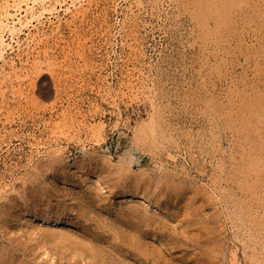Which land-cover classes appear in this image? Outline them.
<instances>
[{
	"label": "rangeland",
	"instance_id": "374dc122",
	"mask_svg": "<svg viewBox=\"0 0 264 264\" xmlns=\"http://www.w3.org/2000/svg\"><path fill=\"white\" fill-rule=\"evenodd\" d=\"M8 1L13 3L12 0H0V7L2 8H0V16L5 6L2 4ZM42 1L43 3L29 0L31 9L28 8L26 2L22 6L23 8L13 7V15L5 21H8L9 26H13L14 29L8 26L6 30L5 26L2 25V28L0 25V32L5 37L6 44L0 45L2 55H0V185L4 186L0 188V202L8 199L9 194L12 195L10 196L12 198L7 200L8 203L5 201V204H0V206L3 204L0 207L3 213L6 210L12 214L5 213L3 215L0 212L2 217H0V227L5 226L4 230L9 228L10 231L8 233V230L5 232L1 228L0 236L4 233L11 236L8 235L10 237L8 239L5 234L0 237V264L2 262V264H11V261L14 262L13 264H29V261L33 264H98V262L99 264H127V262L129 264L134 262H137L134 264H197L198 262L199 264L202 260L205 261L200 264H207V258L213 255L214 259L210 258L209 264H248L247 261L250 260L249 264H257L258 262V264H263L264 0ZM46 6L50 9L44 10L47 8ZM35 13L36 15H34ZM13 20L15 22L17 20L16 24L15 22L12 23ZM4 74L6 79H3ZM138 138L141 141H139L140 139L137 141ZM130 155L132 156L130 157ZM127 161H131V165H129L130 163H128V167L127 164L126 166H124L125 164L122 165ZM31 165L32 167L35 165V168H32ZM38 166L41 170L37 168ZM34 170L36 174H30ZM118 170L121 172L117 173ZM123 170L126 175L123 174ZM136 171L141 172L140 175ZM172 171L178 176L174 174L172 177L170 174ZM127 174H130L129 178ZM133 174L135 177H138L136 175L139 177L145 175L144 177L141 176L140 179L138 177L137 180L133 178ZM32 175L35 179L31 178ZM100 175L101 178H99ZM132 178L136 182L141 180V183L136 184L133 180L131 181ZM142 178L147 181L149 179L150 183L143 181ZM163 178L166 185L162 180ZM16 179L20 182V187L17 188L14 186V184L19 185ZM28 179L31 180V184ZM177 181L180 184L183 183L185 187L190 186V189L184 188L183 184H181L183 187L179 185L184 189L182 190L180 187L179 189V185H176ZM116 182H119V185ZM125 182L132 183L128 184L129 187L134 185L127 188ZM142 183L149 186L151 191ZM159 183L162 188H160ZM21 184L32 187L27 189L26 185ZM114 184L117 188L111 190L115 186ZM155 184L159 187L157 190L155 188L156 191L152 190ZM122 185L127 190L121 187ZM38 186L39 188L36 189ZM119 186L123 190L119 189ZM166 186L169 187V190ZM133 187L141 194H143L142 191L146 192V196L149 195L153 199L148 196L147 201L142 203L143 200L139 193V198L136 199L137 201L142 200L141 202L138 201L134 205L136 200L127 201L125 193L129 192L128 190H135ZM170 187L172 194H170ZM172 187L176 190L174 189V191ZM201 187L206 188V190ZM34 191L46 197L37 196ZM42 191L44 192L42 193ZM122 191L125 193L123 194ZM162 191H165L166 195ZM172 191L175 193L177 191V193ZM192 191H196V193L198 191L197 198L191 193ZM27 194L28 196H25ZM204 194L215 200L209 202L210 199L207 197L209 204H206ZM14 195H16V199ZM158 195L161 197H159L160 200L156 199ZM189 195L193 199L187 198ZM234 195L235 197H233ZM47 196H49V200ZM26 197H30L31 200L28 199L27 201ZM13 198L16 202L12 200ZM184 199H191L190 201L193 202L184 201ZM10 200L16 205L13 206L14 204L9 202ZM95 200L97 201L95 202ZM165 201L166 204H164ZM236 201H239L238 204ZM32 202L34 205H31ZM51 202H53V207H50ZM130 203L131 206L133 203V208ZM145 203H147V207ZM8 204H13V210ZM35 204L40 205L39 207L42 206V209L36 207ZM152 206L154 207L152 208ZM8 207H11L13 212L10 209L7 210ZM56 207H59L60 210L59 208L56 210ZM15 208L16 211H14ZM83 208L88 210H86L88 216ZM79 210L83 211L80 212ZM132 210L134 214H132ZM195 210L197 216L194 218ZM216 210L220 213H217ZM50 211L54 213L52 214ZM57 213L60 214L57 216L58 219ZM94 214L98 216L96 219ZM146 214L147 216H145ZM202 214L206 215L201 216ZM130 215L135 218L137 216V218L129 217ZM84 216L88 218V221L84 219ZM212 216L214 218L217 216L218 221L215 219L216 223ZM105 217L110 218V221ZM152 217L155 219L153 220ZM197 217V222H194L193 220ZM113 219L116 224L113 223ZM165 219L172 222L167 224L169 222ZM221 219L222 222L220 223ZM136 220H140V222L142 220L144 223ZM148 220L150 221L148 222ZM207 222L211 225H207ZM100 223L109 226L107 225V228ZM155 223L160 224L156 225ZM195 223L200 226L198 227ZM114 224L117 226L114 227ZM163 224H167V227ZM145 225H149V228ZM150 225L152 226L150 227ZM217 225L218 227L215 228ZM95 226L97 227L95 228ZM99 226H103V229ZM131 226H133V230H137H135L137 233L131 230ZM41 227L48 236L49 233L56 235L58 230L56 232L55 230L60 227L59 232L68 231L69 234H65L63 239L72 235L73 240L70 239L71 237L68 239L70 241L75 240L78 244L63 240L65 243L69 242L64 244L61 237L55 238L60 236L61 232L56 236L50 234L51 240H47L49 237L47 234L45 235L47 238L43 236L45 233L43 230L40 232ZM53 227H56L55 230ZM153 227L156 231L153 230ZM207 227L210 229L209 231ZM34 228H38L36 230L39 234ZM46 228H53V230L48 232ZM198 228L201 229L199 230L201 233L198 232ZM218 228L220 230L217 231ZM90 229H95L93 230L94 233ZM117 229L121 234L116 231ZM143 229L145 230L143 231ZM190 229L196 234L198 232V234L191 236L192 238L187 237L192 234ZM33 230L35 231L34 234L37 233V237H35L36 242L39 243H35L37 245L34 244L35 240H31L34 239ZM112 230L118 233V236ZM87 231L91 234L89 235ZM167 231L169 235H167ZM203 231L211 233L212 236L209 233L206 234V238L209 237L207 240ZM244 231L246 232L244 233ZM82 232L83 234H81ZM126 233L129 235L127 239H132L126 240ZM94 234H98V237ZM109 234L110 239L113 238L110 241L108 239ZM124 234L126 236L122 237ZM133 234H138V236L135 235L136 237L141 236L142 241L134 237L136 243ZM143 234H146V237ZM165 234L166 236H163ZM173 234L176 236L172 237ZM200 234H203L205 241ZM119 235L123 239L118 240ZM41 236L45 238V242ZM115 236H117L116 240ZM12 237L17 240L15 241ZM79 237H84L85 241L91 238L93 243L88 240L86 243L93 247V250L85 244L82 238L83 244L80 243ZM99 237H101V241ZM231 237L234 238L230 239ZM2 238L3 242L6 243L1 241ZM145 238L147 239L145 240ZM176 238L177 240L173 242ZM216 238H219L218 241ZM223 238H226L224 243ZM150 239L152 240L148 242L147 240ZM194 239H198V241L196 242ZM164 240L168 241L165 242ZM19 241L24 242L25 245ZM111 241L115 247L110 245ZM124 241H127V245ZM219 241L225 244V248L222 244L219 245L223 247L218 246L220 249L217 247ZM50 242H55L52 243L53 247ZM138 242H145L143 243L144 247L146 245L149 252L146 251L142 243L139 245ZM198 242L202 243L203 248ZM205 242H208L210 246L207 245L212 248L208 247V249ZM40 244L43 246L48 244L49 246L43 248ZM94 244L97 248L93 246ZM3 245L5 246L3 247ZM85 245L87 249L84 247ZM118 245L119 248L116 247ZM188 245L191 247L188 248ZM41 247L42 250H46L44 255H42L44 251H41ZM47 247H49L48 250L50 249L49 252L52 254L55 252L56 255L47 252ZM159 247H162L161 250ZM195 248L200 249V252H197ZM2 249H6V251ZM7 249L11 253L15 251L17 253H12L11 256L13 257L8 256L10 253L7 252ZM62 250L66 251H63V255H61ZM137 250L140 252L138 253ZM202 250L206 252L203 253ZM254 250L259 251L255 252ZM171 251L177 252V256ZM214 251L217 255L213 254ZM125 252L127 253L125 254ZM195 252L197 253L195 254ZM211 252L213 255L210 256ZM19 253L22 255L19 256ZM69 253L74 261L70 256H67ZM156 253L159 254L156 255ZM74 254L76 259L73 258ZM205 254L208 255L207 260L203 259ZM192 255L194 256L191 257ZM198 255H201V258ZM16 256L22 258L23 262L20 259L18 261ZM197 257L202 260L200 261ZM233 257L236 258L233 259ZM79 258L82 259L78 260ZM111 258L113 259L110 260ZM128 258L132 261H129ZM194 258L198 261L196 262ZM245 258L248 259L245 260ZM123 261L124 263H120Z\"/></svg>",
	"mask_w": 264,
	"mask_h": 264
},
{
	"label": "bare ground",
	"instance_id": "6f19581e",
	"mask_svg": "<svg viewBox=\"0 0 264 264\" xmlns=\"http://www.w3.org/2000/svg\"><path fill=\"white\" fill-rule=\"evenodd\" d=\"M4 1H5V0H4ZM28 1H29V0H12L13 3H10L9 1H8L7 3L4 2V4H2V5H5V6H4V8H3V10H2L3 12L1 13V16H0V23H1L0 25H1V27H2V25H3V26L6 27V30H7L8 26H9V22H8V21L6 22L5 20H7V18H9L10 16L13 15V13H12V8H13V7H15V8H21V7L23 6V4L26 2L27 5H28V8L31 9L32 7H31V5L29 4ZM32 1H34V2L41 1V2L43 3L42 0H32ZM1 2H2V1H1ZM1 2H0V3H1ZM5 3H6V4H5ZM42 3H41V4H42ZM32 4H33V3H32ZM38 4H40V3H38ZM25 5H26V4H25ZM2 7H3V6H2ZM34 7H35V6H34ZM46 7H47V6H46ZM49 7H51V6H49ZM0 8H1V7H0ZM22 8H23V7H22ZM24 8H26V7H24ZM1 9H2V8H1ZM1 9H0V10H1ZM29 9H28V10H29ZM34 9H35V8H34ZM46 9H50V8H48V7H47V8H44V10H46ZM26 10H27V9H26ZM13 12H14V11H13ZM26 12H27V11H26ZM32 12H33V11H32ZM16 13H17V12H16ZM29 13H30V12H29ZM39 13H40V12H39ZM14 14H15V13H14ZM34 15H36V13H35ZM32 16H33V15H32ZM14 18H15V17H14ZM10 20H11V18H10ZM14 22H15V20H13L12 23H14ZM16 22H17V20H16ZM16 22H15V24H16ZM20 22H21V21H20ZM12 23H11V24H12ZM22 24H23V23H22ZM5 27H4V28H5ZM9 27L12 28L13 26L10 25ZM2 28H3V27H2ZM2 28H1V29H2ZM10 28H9V29H10ZM16 28H17V27H16ZM12 29H14V28H12ZM3 32H4V31H3ZM4 38H5V37H4L3 34H1V32H0V45H6V44H5V39H4ZM1 50H2V48H1ZM0 52H1V51H0ZM2 52H3V51H2ZM0 55H1V53H0ZM1 56H2V55H1ZM36 73H37V72H36ZM38 73H39V72H38ZM36 75H38V74H36ZM17 78H18V77H17ZM1 79H2V78H1ZM3 79H6L5 74H4V78H3ZM1 82H2V81H1ZM2 83H3V82H2ZM0 86H1V83H0ZM140 138H141V135H140ZM140 138H138L137 141H138ZM154 140H155V139H154ZM139 141H141V139H140ZM138 143L140 144V142H138ZM135 144H136V142H135ZM141 147H143V146H141ZM133 152H134V151H133ZM104 156H105V155H104ZM131 156H132V155H130V157H131ZM133 157H134V155H133ZM133 157H132V158H133ZM5 160H6V159H5ZM5 160H4V161H5ZM54 160H55V159H54ZM130 162H131V161H130ZM130 162L127 161L126 163H122V165L125 164L124 166H126V164H127V167H128V163H130ZM136 162H137V161H136ZM131 163H132V162H131ZM131 163H130L129 165H131ZM5 164H6V163H5ZM28 164H29V163H28ZM6 165H7V164H6ZM36 165H37V164H36ZM38 165H39V164H38ZM122 165H121V166H122ZM159 165H160V164H159ZM31 167H32V165H31ZM129 167H131V166H129ZM157 167H159V166H157ZM32 168H35V165H34ZM32 168H31V169H32ZM37 168H38L39 170H41V168H39V166H38ZM159 168H160V167H159ZM162 168H163V167H162ZM81 169H82V167H81ZM84 169H86V168H84ZM117 169H119V168H117ZM131 169H133V168H131ZM154 169H155V168H154ZM184 169H185V168H184ZM35 170H37V169H35ZM35 170H34V172H32V173H30V174H33V173L36 174ZM87 170H88V169H87ZM136 170H137V169H136ZM167 170H168V169H167ZM27 171H28V170H27ZM29 171H30V170H29ZM37 171H38V170H37ZM83 171H84V170H83ZM130 171H131V170H130ZM134 171H135V170H134ZM140 171H141V170H140ZM142 171H143V169H142ZM154 171H155V170H154ZM41 172H42V171H41ZM41 172H40V173H41ZM80 172H81V171H80ZM120 172H121V171H120ZM120 172H119V170L117 171V173H120ZM124 172H125V171L123 170V174H124ZM131 172H132V171H131ZM138 172H139V171H138ZM138 172L136 171L137 174H138ZM146 172H147V171H146ZM170 172H171V170H170ZM170 172H168V173H170ZM174 172H175V171H174ZM89 173H90V172H89ZM133 173H134V172H133ZM140 173H141V172H139V175H140ZM144 173H145V172H144ZM187 173H188V172H187ZM28 174H29V173H28ZM37 174H38V176H39V173H37ZM86 174H87V173H86ZM121 174H122V173H121ZM121 174H119L120 177H121ZM142 174H143V173H142ZM170 174H171V176L173 177L175 173L173 174V171H172V173H170ZM172 174H173V175H172ZM26 175H27V174H26ZM64 175H65V173H64ZM108 175H109V174H108ZM124 175H126V173H125ZM127 175H128V174H127ZM129 175H130V174H129ZM129 175H128V178H129ZM131 175H132V173H131ZM133 175H134V174H133ZM139 175H136V176L139 177ZM144 175H145V174H144ZM144 175H143V176L141 175V176L144 177ZM164 175H165V177H166V173H165ZM20 176H21V175H20ZM36 176H37V175H36ZM38 176H37V177H38ZM41 176H42V175H41ZM41 176H40V177H41ZM65 176H66V175H65ZM141 176H140V177H141ZM175 176H178V175L175 174ZM32 177H33V178H32ZM60 177H61V176H60ZM98 177H99V176H98ZM120 177H119V178H120ZM122 177H123V175H122ZM138 177H135V175L133 176V178H136V179H137ZM140 177H139V179H140ZM169 177H170V176H169ZM22 178H24V177H22ZM31 178H32V179H35L34 175H32ZM31 178H30V179H31ZM99 178H101V175H100ZM133 178L131 179V181L133 180L134 182H136V180H134ZM174 178H175V177H174ZM174 178H173V179H174ZM5 179H6V178H5ZM17 179L20 180L19 178H17ZM17 179H16V182H18ZM38 179H39V178H38ZM38 179H37V180H38ZM151 179H152V178H151ZM170 179H171V178H170ZM21 180H22V179H21ZM21 180H20V181H21ZM24 180H25V179H24ZM28 180H29V179H28ZM64 180L66 181V178H65ZM99 180H100V179H99ZM122 180H123V179H122ZM125 180H126V179H125ZM128 180H129V179H128ZM137 180H138V179H137ZM142 180H143V181L145 180L146 182H149V183H150L149 179H148V181H147L146 179L142 178ZM162 180L164 181V178H163ZM165 180H166V179H165ZM167 180H168V178H167ZM176 180H177V179H176ZM213 180H214V179H213ZM29 181H30V184H31V180H29ZM54 181H55V180H54ZM104 181H106V180H104ZM109 181H110V180H109ZM140 181H141V180H140ZM140 181H139V182H140ZM143 181H142V182H143ZM159 181H160V180H159ZM172 181H173V180H172ZM37 182H38V181H37ZM45 182H46V181H45ZM55 182H56V181H55ZM120 182H121V180H120ZM137 182H138V181H137ZM137 182H136V184H139V182H138V183H137ZM146 182H145V183H146ZM166 182H167L168 184H171V183H169L168 181H166ZM174 182H175V181H174ZM179 182H180V177H179ZM182 182H183V181H182ZM3 183H4V182H3ZM18 183H19V185H18V184H16V185L14 184V186H16V188H17V187H20V182H18ZM21 183H22V182H21ZM26 183H27V182H26ZM66 183H67V182H66ZM103 183H104V182H103ZM105 183H106V182H105ZM116 183H118V185H119V182H116ZM121 183H122V182H121ZM125 183H126V182H125ZM130 183H131V182H130ZM130 183H129V182L126 183V184H127V185H126L127 188L129 187L128 184H130ZM140 183H141V182H140ZM145 183H144V184L142 183L143 186L146 187V188H148V190H150V187L147 186V185L145 186ZM157 183H158V181H157ZM160 183H161V182H160ZM160 183H159V186H160ZM164 183H165V181H164ZM175 183H176V182H175ZM7 184H8V183H7ZM33 184H34V183H33ZM44 184H45V183H44ZM44 184H43V185H44ZM47 184H48V183H47ZM47 184H46V185H47ZM122 184H123V183H122ZM131 184H132V183H131ZM147 184H148V183H147ZM179 184H180V183H178V181H177V184H176V185L178 186ZM181 184H183V183H181ZM181 184H180V185H181ZM190 184H191V183H190ZM190 184H189V185H190ZM2 185H3V184H2ZM21 185H23V186L26 185V187H27V184H21ZM28 185H29V184H28ZM48 185H49V184H48ZM50 185H51V184H50ZM103 185H104V184H103ZM109 185H112V184L109 183ZM114 185H115V184H114ZM133 185H134V184H133ZM133 185H131V186H133ZM165 185H166V183H165ZM165 185H164V186H165ZM172 185H173V184H172ZM172 185H171V186H172ZM180 185L178 186V188L180 187ZM185 185H187V184H185ZM0 186H1V185H0ZM5 186H6V185H5ZM23 186H22V187H23ZM36 186H37V185H36ZM131 186H130V187H131ZM138 186H141V185H138ZM138 186H137V187H138ZM143 186H142V187H143ZM156 186H157V187H156ZM181 186H182V185H181ZM183 186H184V184H183ZM183 186H182V187H183ZM198 186H199V185H198ZM202 186H204V185H202ZM3 187H4V186H3ZM3 187L1 186L0 188H3ZM26 187H24V189H26ZM28 187L30 188V187H32V186H28ZM28 187H27V189H28ZM34 187H35V186H33V188H34ZM41 187H42V186H41ZM45 187H46V186H45ZM55 187H56V185H55ZM57 187H59V186H57ZM103 187H104V186H103ZM105 187H106V186H105ZM108 187H109V186H108ZM115 187H116V185L113 186V188H112L111 190H114ZM121 187H123V185H122ZM130 187H129V188H130ZM142 187H141V189H142ZM166 187H168V186H166ZM166 187H165V188H166ZM173 187H174V185H173ZM173 187H172V189L174 190L175 188H173ZM182 187H180V188H182ZM193 187H194V186H193ZM207 187H208V186H207ZM209 187H210V186H209ZM37 188H39V186L36 187V189H37ZM48 188H49V187H48ZM116 188H117V187H116ZM123 188H124V187H123ZM133 188H134V187H133ZM138 188H139V187H138ZM155 188H156V190L159 189V187H158L157 184H155V186H154V188H152V190L154 189V191H156ZM160 188H162V187L160 186ZM180 188H179V189H180ZM184 188H189V189H190V186H189V187H185V186H184ZM184 188H182V190H183ZM195 188H196V187H195ZM201 188H202V187H201ZM217 188H219V187H217ZM4 189H5V188H4ZM34 189H35V188H34ZM44 189L46 190V188H44ZM109 189H110V188H109ZM119 189H122V188H120V186H119ZM124 189H126V188H124ZM131 189H132V188H131ZM134 189H135V188H134ZM139 189H140V188H139ZM167 189L169 190V187H168ZM167 189H166V190H167ZM197 189H198V188H197ZM202 189H203V190H206V188L204 189V187H203ZM202 189H201V190H202ZM208 189H209V188H208ZM11 190H12V189H11ZM41 190H42V189H41ZM41 190H39V191H41ZM45 190H44V191H45ZM52 190H53V189H52ZM58 190H59V189H58ZM116 190H118V189H116ZM122 190H123V189H122ZM126 190H127V189H126ZM135 190H136V189H135ZM135 190H131V191L128 190L129 192H126V193L124 192V193H125V196L127 197V201H132V202H133L134 200H136V201H135L136 203H134V205H136L138 201L141 202V201L143 200L142 203H143L144 201H147V198H148L149 195L146 196V192L142 191L143 194H141V192H137V190H136V191H135ZM175 190H176V189H175ZM175 190H174V191H175ZM182 190H180V191H182ZM195 190H196V189H195ZM216 190H217V189H216ZM2 191H3V189H2ZM5 191H6V190H5ZM25 191H26V190H25ZM29 191H32V190L29 189ZM37 191H38V190H37ZM44 191H42V193H43ZM118 191H119V190H118ZM118 191H117V192H118ZM120 191H121V190H120ZM150 191H151V190H150ZM154 191H153V192H154ZM174 191H172V192L175 193ZM212 191H213V190H212ZM26 192H27V191H26ZM34 192L37 193L36 191H34ZM159 192H161V191H159ZM162 192L164 193L165 191H162ZM182 192H184V191H182ZM24 193H25V192H24ZM40 193H41V192H40ZM45 193H46V192H45ZM86 193H87V192H86ZM119 193H120V192H119ZM119 193H118V195H119ZM122 193H123V191H122ZM124 193H123V194H124ZM139 193L141 194V198H142V200L139 199V200L137 201L136 198L140 195ZM176 193H177V191H176ZM176 193H175V194H176ZM191 193H193V195H194L196 198H197L196 195L199 194L198 191H197V193H196V191H194V192L192 191ZM191 193H188V194H191ZM220 193H221V192H220ZM232 193H233V192H232ZM12 194H13V193H12ZM25 194H26V193H25ZM28 194H29V193H28ZM28 194L25 195V196H28ZM31 194H32V193H31ZM46 194H47V193H46ZM123 194H122V195H123ZM158 194H159V193H158ZM170 194H172V193H171V187H170ZM206 194H207V193H206ZM224 194H225V193H224ZM230 194H231V193H230ZM230 194H229V195H230ZM32 195H33V194H32ZM36 195H37V196H38V195L43 196L42 194H39V193H37ZM49 195H50V194H49ZM85 195H86V194H85ZM85 195H84V196H85ZM89 195H90V194H89ZM164 195H166V192L164 193ZM164 195H163V196H164ZM227 195H228V194H227ZM231 195H232V194H231ZM235 195H237V194H235ZM235 195H234L233 197H235ZM10 196H12V195L9 194V198H10ZM15 196H16V195H14V197H15ZM44 196H45V195H44ZM44 196H43V197H44ZM161 196H162V194H161ZM170 196H171V195H170ZM187 196H188V195H187ZM202 196H203V195H202ZM204 196H205V194H204ZM213 196H214V195H213ZM217 196H218V195H217ZM223 196H224V195H223ZM39 197H40V196H39ZM43 197H42V198H43ZM45 197H46V196H45ZM90 197H91V196H90ZM92 197H94V196L92 195ZM149 197H150V196H149ZM155 197H157V196L155 195ZM159 197H160V195H158V198H156V199H159ZM190 197H191V196L189 195V197H187V198H190ZM207 197L210 199L209 202H210L211 200L213 201V199H214V198L211 199V197H209V196L206 195V196L204 197V198L206 199V202L208 201V200H207ZM219 197H220V196H219ZM9 198H8V199H9ZM11 198H12V197H11ZM11 198H10V199H11ZM18 198H21V197H18ZM31 198H32V197H31ZM35 198H37V197H35ZM47 198H48V200L50 199L49 196H47ZM47 198H46V199H47ZM95 198H96V196H95ZM95 198H94V199H95ZM138 198H139V197H138ZM150 198H152V197H150ZM160 198H161V197H160ZM166 198H167V197H166ZM181 198H182V197H181ZM191 198H192V197H191ZM0 199H1V198H0ZM8 199L6 198L5 201H7ZM15 199H16V197H15ZM15 199L13 198L12 200H14V201L16 202ZM26 199H27V201H28V199H30V197H29V198L26 197ZM46 199H45V200H46ZM94 199H92V200L94 201ZM152 199H153V198H152ZM154 199H155V198H154ZM156 199H155V200H156ZM178 199H179V198H178ZM192 199H193V198H192ZM201 199L203 200V198H201ZM218 199H219V198H218ZM224 199H225V197H224ZM227 199H229V198H227ZM19 200H20V199H19ZM30 200H31V199H30ZM40 200H41V199H40ZM51 200H52V197H51ZM155 200H153V201H154V203L156 204ZM159 200H160V199H159ZM159 200H158V201H159ZM180 200H181V199H180ZM182 200H183V198H182ZM185 200H186V199H184V201H185ZM190 200H191V199L186 200V201H190ZM195 200H196V199H195ZM214 200H215V199H214ZM216 200H217V199H216ZM234 200H235V198H234ZM0 201H1V200H0ZM2 201H3V200H2ZM5 201L0 202V204H1V203L5 204V203H6ZM32 201H33V200H32ZM35 201H36V200H35ZM96 201H97V200H95V202H96ZM148 201H149V200H148ZM161 201H162V200H161ZM166 201H167V200H166ZM166 201L164 202V204H166ZM223 201H224V200H223ZM4 202H5V203H4ZM9 202H11V200H10ZM17 202H18V201H17ZM19 202H22V201H19ZM33 202H34V201H33ZM33 202H32V203H33ZM41 202H42V201H41ZM46 202H47V201H46ZM46 202H45V203H46ZM151 202H152V201H151ZM190 202H193V201H190ZM203 202L206 203L205 201H203ZM219 202H220V201H219ZM227 202L229 203L230 200L227 201ZM227 202H226V203H227ZM236 202H237V201H236ZM238 202H239V201H238ZM238 202H237V204H238ZM7 203H8V201H7ZM11 203H13V202H11ZM22 203H23V202H22ZM28 203H29V202H28ZM32 203H31V205H34V203H33V204H32ZM52 203H53V202H51L50 207H53V206H52ZM162 203H163V202H162ZM162 203H161V204H162ZM204 203H203V204H204ZM216 203H217V202H216ZM222 203H223V202H222ZM224 203H225V202H224ZM242 203H243V202H242ZM3 204H2V205H3ZM13 204H14V205H13ZM13 204H12L13 206L16 205L15 203H13ZM25 204H26V202H25ZM25 204H24V205H25ZM38 204H39V203H38ZM46 204H48V202H47ZM139 204H140V203H139ZM139 204H138V205H139ZM145 204H146V205H145ZM145 204H144V205L147 207V203H145ZM157 204H158V203H157ZM161 204H160V205H161ZM201 204H202V202H201ZM206 204H209V203L207 202ZM206 204H204V205H206ZM211 204H212V203H211ZM217 204H218V203H217ZM2 205H1V206H2ZM8 205H9V204H8ZM10 205H11V204H10ZM10 205H9V206H10ZM12 205H11V207H12V210H13V206H12ZM21 205H22V204H21ZM27 205H28V204H27ZM35 205H36V204H35ZM41 205H42V204H41ZM44 205H45V204H44ZM55 205H56V204H55ZM55 205H54V206H55ZM78 205H79V204H78ZM162 205H163V204H162ZM169 205H170V204H169ZM187 205H188V203H187ZM192 205H193V203H192ZM218 205H219V204H218ZM229 205H230V204H229ZM1 206H0V207H1ZM4 206H7V205H4ZM4 206H3V207H4ZM39 206H40V205H39ZM39 206L36 205V207H38V208H41V207H42V206H41V207H39ZM71 206H72V205H71ZM130 206H131V203H130ZM132 206H133V203H132ZM132 206H131V207H132ZM155 206H156V205H155ZM158 206H159V205H158ZM188 206H189V205H188ZM193 206H194V205H193ZM193 206H192V207H193ZM207 206H208V205H207ZM207 206H205V207H207ZM11 207H10V208H11ZM16 207L19 208V206H16ZM22 207H23V205H22ZM31 207H32V206H31ZM36 207H35V208H36ZM69 207H70V206H69ZM72 207H73V206H72ZM76 207H77V206H76ZM79 207H81V206H79ZM82 207H83V205H82ZM153 207H154V206H152V208H153ZM156 207H157V206H156ZM162 207H163V206H162ZM162 207H161V208H162ZM194 207H195V206H194ZM216 207H217V206H216ZM10 208L8 207L7 210L10 209ZM43 208H44V207H43ZM57 208H59V207H56V210H57ZM70 208H71V207H70ZM77 208H78V207H77ZM89 208H90V207H89ZM132 208H133V207H132ZM135 208H136V207H135ZM188 208H189V207H188ZM201 208H202V205H201ZM225 208H226V207H225ZM233 208H234V207H233ZM235 208H236V206H235ZM3 209H4V208H3ZM5 209H6V207H5ZM21 209H22V208H21ZM24 209H25V208H24ZM36 209H37V208H36ZM36 209H35V210H36ZM41 209H42V208H41ZM54 209H55V208H54ZM74 209H75V207H74ZM78 209H79V208H78ZM80 209H81V208H80ZM83 209H84V211L87 213L88 210L86 209V210H87V211H86L85 208H83ZM90 209H91V208H90ZM122 209H123V208H122ZM168 209H169V208H168ZM189 209H190V208H189ZM202 209H203V208H202ZM10 210H11V209H10ZM10 210H9V211H10ZM12 210H11V211H12ZM19 210H20V209H19ZM22 210H23V209H22ZM27 210H28V209H27ZM59 210H60V208H59ZM116 210H117V209H116ZM133 210H134V209H133ZM133 210H132V211H133ZM136 210H137V208H136ZM184 210H186V209L184 208ZM3 211H4V210H3ZM14 211H16V208H15ZM77 211H78V210H77ZM79 211H80V210H79ZM82 211H83V210H81L80 212H82ZM117 211H119V210H117ZM132 211H131V212H132ZM190 211H191V210H190ZM190 211H189V212H190ZM200 211H201V210H200ZM234 211H235V209H234ZM0 212L3 213V212L1 211V208H0ZM12 212H13V211H12ZM17 212H18V211H17ZM25 212H26V211H25ZM32 212H34V211H32ZM50 212H51V211H50ZM50 212H49V213H50ZM58 212H59V211H58ZM85 212H83V213H85ZM119 212H120V211H119ZM123 212H124V210H123ZM136 212H138V211H136ZM136 212H135V213H136ZM194 212H195V214H196V210H195ZM194 212H193V213H194ZM216 212L218 213L219 211L216 210ZM216 212H215V215H217ZM227 212H228V211H227ZM236 212H237V211H236ZM5 213H9V212H7V211L5 210V212L3 213V215H4ZM15 213H16V212H15ZM19 213L21 214V211H20ZM22 213H23V212H22ZM26 213H27V212H26ZM34 213H36V212H34ZM47 213H48V212H47ZM51 213L53 214L54 212H51ZM51 213H50V214H51ZM89 213H91V212H89ZM114 213H116V212H114ZM121 213H122V212H121ZM121 213H120V214H121ZM126 213H127V212H126ZM146 213H147V211H146ZM187 213H188V211H187ZM198 213H199V212H198ZM201 213H202V212H201ZM205 213H206V212H205ZM219 213H220V212H219ZM249 213H250V211H249ZM129 214H130V213H129ZM132 214H134V211L132 212ZM132 214H131V215H132ZM149 214H150V213H149ZM184 214H186V213H184ZM195 214H193V217H194V216H195V217L197 216V214H196V215H195ZM203 214H204V213H203ZM203 214H202L201 216H205V215H206V214H205V215H203ZM213 214H214V212H213ZM229 214H231V213L229 212ZM238 214H239V213H238ZM252 214H253V212H252ZM8 215H12L11 212H10ZM13 215H14V214H13ZM17 215H18V214H17ZM27 215H28V214H27ZM59 215H60V214H59ZM59 215H58V213H57L56 217L59 216ZM77 215H78V214H77ZM94 215H96V217L94 216V218L96 219L98 216H97V214H94ZM131 215H130L129 217H134V216H131ZM135 215H136V214H135ZM140 215H141V214H140ZM150 215H151V214H150ZM190 215H191V214L189 213V216H190ZM215 215H213V216H215ZM218 215H219V214H218ZM234 215H235V214H234ZM5 216H6V215H5ZM18 216H19V215H18ZM23 216H25V215H23ZM34 216H35V215H34ZM81 216H82V215H81ZM85 216H86V215H85ZM85 216H84V219H86V220L88 221V218H87V217L85 218ZM87 216H88V213H87ZM92 216H93V215H92ZM121 216H122V215H121ZM121 216H119V217H121ZM124 216H125V215H124ZM124 216H123V217H124ZM137 216H138V214H137ZM137 216H136V218H137ZM143 216H144V215H143ZM143 216H141V217H143ZM145 216H147V214H146ZM145 216H144V217H145ZM176 216H177V215H176ZM186 216H187V215H186ZM201 216H200V217H201ZM213 216H212V218H214ZM249 216H250V215H249ZM0 217H1V216H0ZM6 217H7V216H6ZM19 217H22V216H19ZM70 217H72V216H70ZM70 217H69V218H70ZM76 217H77V216H76ZM141 217H138V218L142 219ZM154 217H155V216H154ZM178 217H179V216H178ZM178 217H177V219H179ZM181 217H182V216H181ZM184 217H185V215H184ZM184 217H183V218H184ZM195 217H194V218H195ZM200 217H199V219H200V220H203V219L200 218ZM209 217H210V216H209ZM216 217H217V216H216ZM216 217L213 219L214 222H215L216 220L218 221V218L216 219ZM218 217H219V216H218ZM257 217H258V215H257ZM259 217H260V216H259ZM1 218H2V217H1ZM7 218H8V217H7ZM22 218H23V217H22ZM25 218H26V216H25ZM25 218H24V219H25ZM46 218H47V217H46ZM48 218H50V217H48ZM79 218H80V217H79ZM81 218H83V217H81ZM92 218H93V217H92ZM94 218H93V219H94ZM105 218H106V217H105ZM105 218H104V219H105ZM117 218H118V217H117ZM126 218H127V217H126ZM134 218H135V217H134ZM136 218H135V219H136ZM175 218H176V217H175ZM191 218H192V217H191ZM203 218H206V217H203ZM212 218H211V221H212ZM219 218H220V217H219ZM232 218H233V217H232ZM238 218H240V217H238ZM248 218H249V217H248ZM262 218H263V217H262ZM3 219H4V218H3ZM3 219H2V220H3ZM18 219H20V218H18ZM57 219H58V217H57ZM70 219H71V218H70ZM72 219H74V218H72ZM75 219H76V218H75ZM95 219H94V220H95ZM102 219H103V218H102ZM106 219H109L108 221H110V218H106ZM144 219H145V218H143V220H144ZM148 219H149V216H148ZM152 219L154 220L155 218L152 217ZM177 219H176V220H177ZM181 219H182V218H181ZM192 219H193V218H192ZM208 219H209V218H208ZM215 219H216V220H215ZM0 220H1V219H0ZM20 220H21V219H20ZM66 220H67V219H66ZM89 220H90V218H89ZM97 220H98V219H97ZM97 220H96V222H98ZM118 220H119V219H118ZM145 220H146V219H145ZM150 220H151V219H150ZM150 220H148V222H149ZM165 220H166V219H165ZM171 220H172V219H171ZM176 220H175V221H176ZM188 220H189V218H188ZM197 220H198V217H197V219H195V220H193V221H194V222H195V221L197 222ZM200 220H199V222L201 223ZM234 220L236 221V219H234ZM256 220H257V219H256ZM256 220H255V221H256ZM3 221H4V220H3ZM78 221H79V220H78ZM108 221H107V222H108ZM136 221H137V220H136ZM146 221H147V220H146ZM157 221H158V220H157ZM157 221H156V222H157ZM161 221H163V220H161ZM161 221H160V223H161ZM166 221L169 222L168 219H167ZM173 221H174V220H173ZM203 221H204V220H203ZM217 221H216V222H217ZM219 221H220V220H219ZM1 222H2V221H1ZM6 222H7V221H6ZM22 222H23V221H22ZM65 222H66V221H65ZM67 222H68V221H67ZM69 222H71V221H69ZM80 222H81V220H80ZM117 222H118V221H117ZM137 222H140V220H138ZM153 222H154V221H153ZM153 222H151V223H153ZM171 222H172V221H171ZM171 222H169V223H167V224H170ZM194 222H193V223H194ZM204 222H205V221H204ZM204 222H203V224H204ZM214 222H213V223H214ZM216 222H215V223H216ZM221 222H222V219H221L220 223H221ZM63 223H64V222H63ZM72 223H73V222H72ZM75 223H77V222H75ZM82 223H83V222H82ZM89 223H90V222H89ZM109 223H110V222H109ZM113 223H115V222H114V219H113ZM118 223H119V222H118ZM120 223H121V222H120ZM120 223H119V224H120ZM124 223H125V222H124ZM124 223H123V224H124ZM128 223H129V222H128ZM140 223H142V220H141ZM143 223H144V222H143ZM143 223H142V224H143ZM160 223H159V224H160ZM163 223H164V222H163ZM165 223H166V222H165ZM242 223H243V222H242ZM258 223H259V221H258ZM263 223H264V221H263ZM3 224H4V222H3ZM3 224H2V225H3ZM78 224H80V223H78ZM83 224H84V223H83ZM93 224H94V223H93ZM100 224H101V223H100ZM115 224H116V223H115ZM115 224H114V227L117 226V225H115ZM119 224H118V225H119ZM121 224H122V223H121ZM142 224H141V225H142ZM145 224H146V222H145ZM149 224H150V223H149ZM155 224H156V223H155ZM157 224H158V223H157ZM157 224H156V225H157ZM159 224H158V225H159ZM167 224H163V225L166 226ZM187 224H188V226H189L188 221H187ZM190 224H191V223H190ZM195 224H196V223H195ZM201 224H202V223H201ZM205 224H206V223H205ZM208 224H210V223L207 222V225H208ZM217 224H218V223H217ZM234 224H235V222H234ZM246 224H247V223H246ZM260 224H261V220H260ZM72 225H73V224H72ZM74 225H75V224H74ZM89 225H90V224H89ZM101 225H103V224H101ZM107 225H108V224H107ZM107 225H106V226H107ZM111 225H112V223H111ZM136 225H137V224H136ZM138 225H140V224L138 223ZM172 225H173V224H172ZM181 225H182V224H181ZM196 225H197L198 227L200 226V225H198V224H196ZM210 225H211V224H210ZM210 225H209V226H210ZM226 225H227V224H226ZM230 225H231V224H230ZM243 225H244V224H243ZM252 225H253V224H252ZM6 226H7V225H6ZM59 226H60V224H59ZM78 226H79V225H78ZM97 226H98V225H97ZM97 226H95V228H96ZM103 226H105V225H103ZM103 226H102V227H103ZM106 226H105V227H106ZM108 226H109V225H108ZM108 226H107V228H108ZM124 226H125V225H124ZM128 226H129V225H128ZM134 226H135V224H134ZM145 226L148 227L149 225H148V226L145 225ZM151 226H152V225H150V227H151ZM153 226H154V225H153ZM160 226H161V225H160ZM160 226H159V227H160ZM201 226H202V225H201ZM257 226H258V228H259V225H257ZM4 227H5V226L0 227V230H1V228H2V231H3V230H4ZM9 227H10V226H9ZM68 227L70 228V226H68ZM68 227H67V228H68ZM72 227H73V226H72ZM83 227H85V226H83ZM86 227H87V226H86ZM86 227H85V228H86ZM89 227H90V226H89ZM91 227H92V226H91ZM102 227L99 226V228L103 229ZM110 227H111V226H110ZM110 227H109V229H110ZM112 227H113V226H112ZM114 227H113V228H114ZM120 227H121V226L119 225V228H120ZM135 227H136V226H135ZM143 227H144V225H143ZM157 227H158V226H157ZM166 227H167V226H166ZM173 227H174V225H173ZM189 227H190V226H189ZM189 227H188V228H189ZM191 227H193V226H191ZM213 227H214V226H213ZM217 227H218V225H217L215 228H217ZM41 228H42V227H41ZM41 228H40V229H41ZM53 228H54V230H55L56 227H53ZM53 228H51V229H47V228H46V230H47L48 232H51V230H53ZM73 228H74V227H73ZM80 228H82V227H80ZM85 228H84V229H85ZM99 228H98V229H99ZM107 228H106V230H107ZM128 228H130V227H128ZM131 228H132L131 230L135 232L136 229L133 230V229H134L133 226H131ZM138 228H139V227H138ZM148 228H149V227H148ZM154 228H155V227H153V230H154ZM160 228H161V227H160ZM162 228H164V227H162ZM168 228H170V227H168ZM186 228H187V227H186ZM194 228H195V225H194ZM201 228H202V227H201ZM203 228H204V227H203ZM210 228H211V227H210ZM221 228H222V227H221ZM236 228H237V227H236ZM251 228H252V226H251ZM260 228H261V227H260ZM6 229L8 230L9 228H6ZM34 229H35V228H34ZM36 229H38V228H36ZM36 229H35V231L37 232ZM59 229H60V227H59ZM59 229H56V230H55V232L58 230L57 234L61 232V231L59 232ZM65 229H66V228H65ZM70 229H71V228H70ZM76 229H77V228H76ZM78 229H79V228H78ZM88 229H89V228H88ZM101 229H99V230H101ZM104 229H105V228H104ZM120 229H121V228H120ZM120 229H119V231H121ZM126 229H127V227H126ZM140 229H142L141 226H140ZM164 229H165V228H164ZM172 229H174V228H172ZM172 229H170V230H172ZM176 229H177V228H176ZM195 229H196V228H195ZM195 229H194V230H195ZM204 229H206V228H204ZM207 229H208V231L210 230L208 227H207ZM223 229H224V228H223ZM256 229H257V228H256ZM261 229H262V228H261ZM7 230H6V231H7ZM10 230H11V228H10ZM42 230L44 231L43 228L41 229V231H40V230H39V231L42 232ZM49 230H50V231H49ZM67 230H68V229H67ZM80 230L82 231L83 229H80ZM85 230H86V229H85ZM90 230H91V229H90ZM93 230H95V229H93ZM93 230H91V232L94 233ZM110 230H111V229H110ZM110 230H108V231H110ZM122 230H123V228H122ZM128 230L130 231V229H128ZM138 230H139V229H138ZM144 230H145V229H143V231H144ZM146 230L148 231V229H146ZM149 230H150V229H149ZM151 230H152V229H151ZM182 230H183V229H182ZM182 230H181V231H182ZM199 230H201L200 228H198V232L201 233V231H199ZM202 230H203V229H202ZM214 230H215V229H214ZM216 230L218 231V230H220V229L218 228V229H216ZM221 230H222V229H221ZM4 231H5V230H4ZM6 231H5V232H6ZM35 231H34V230L32 231V232H33V238H34V239H31V237H30L31 240H35V237H37L36 234H37L38 232H37L36 234H34ZM62 231H63V230H62ZM73 231H74V229L72 230V233H73ZM75 231H76V230H75ZM96 231H97V230H96ZM112 231H113V230H112ZM116 231L118 232V229H117ZM129 231H125V232H129ZM136 231H137V230H136ZM139 231H140V230H139ZM141 231H142V230H141ZM154 231H156V230H154ZM158 231H159V230H158ZM160 231H161V230H160ZM178 231H179V229H178ZM184 231H186V230H184ZM184 231H182V232H184ZM189 231H192V232H190V233H192V234H194V235L190 234V235H188L187 237H189V236H190V237H191V236H196V235L198 234V232H197V234H196V232H193V230H191V229H190ZM208 231H207V232H208ZM9 232H10V231L8 230V233H9ZM65 232H66V233H65ZM69 232H70V231H69ZM77 232H79V231L77 230ZM87 232H88V231H87ZM87 232H86V234H87ZM98 232H99V231H98ZM105 232H106V231H105ZM113 232H115V231H113ZM113 232H111V233H113ZM134 232H132V233H134ZM148 232H149V231H148ZM152 232H153V231H152ZM163 232H164V230H163ZM163 232H162V234H163ZM167 232H168V231H167ZM172 232H173V231H172ZM186 232H187V231H186ZM203 232L205 233V231H203ZM219 232H220V231H219ZM245 232H246V231H244V233H245ZM251 232H252V231H251ZM263 232H264V231H263ZM30 233H31V232H29V234H30ZM44 233H45V234H44L43 236L45 237V235H46L47 233H46L45 231H44ZM53 233H54V232H53ZM62 233H64L63 236H61ZM75 233H76V232H75ZM95 233H96V232H95ZM118 233H119V232H118ZM118 233L115 232L116 235H117ZM135 233H137V232H135ZM178 233H179V232H178ZM178 233H177V235H178ZM208 233H209V232H208ZM208 233H205V234H204V237H205V238H206V236H207L206 234H208ZM214 233H215V232H214ZM216 233H218V232H216ZM225 233H226V232H225ZM258 233H260V232L258 231ZM2 234H3V233H2ZM4 234H5V236L7 237V239L11 237L9 234H8V235H9L10 237H8V235H7L6 233H4ZM4 234L1 235L0 237L4 236ZM38 234H39V233H38ZM40 234H41V233H40ZM42 234H43V233H42ZM50 234H51V236L53 235L52 233H49V236H50ZM57 234H56V235H57ZM65 234H68V231H63V232H61L60 236H57V237H55V238L58 239L59 237H61V238H62V241H63V240L66 241V240H69L68 237L70 238V237L72 236V235H71V236H67V237H65L66 239H65V238L63 239V237H64ZM70 234H71V233H70ZM78 234H79V233H78ZM81 234H83V232H82ZM84 234H85V233H84ZM88 234H89V232H88ZM90 234H91V233H90ZM90 234H89V235H90ZM98 234H99V233H98ZM98 234H97V235H98ZM100 234H102V233L100 232ZM100 234H99V235H100ZM106 234H107V233H106ZM115 234H114V235H115ZM119 234H121V233H119ZM129 234L131 235V233H129ZM139 234H140V233H139ZM149 234H150V233H149ZM153 234H154V233H153ZM153 234H151V235L153 236ZM160 234H161V233H160ZM166 234H167V233H166ZM166 234L163 235V236H166ZM184 234L187 235L188 233H184ZM209 234H211V233H209ZM221 234H223V233H221ZM31 235H32V233H31ZM31 235H30V236H31ZM34 235H35V236H34ZM56 235H53V236H56ZM58 235H59V234H58ZM68 235H69V234H68ZM92 235H93V234H92ZM94 235H96V234H94ZM97 235H96V236H97ZM102 235H103V234H102ZM126 235H127V233H126ZM126 235L124 234L122 237H124V236H126ZM135 235H136V234H133V239H134V237L138 236V234H137L136 236H135ZM143 235H144V234H143ZM147 235H148V234H147ZM157 235H158V234H157ZM167 235H169V232H168ZM200 235L202 236L203 234H200ZM200 235H199V236H200ZM205 235H206V236H205ZM255 235H256V232H255ZM260 235H261V234H260ZM260 235H259V236H260ZM39 236H40V235H39ZM43 236H41V237H43ZM47 236H48V234H47ZM49 236H48V237H49ZM65 236H66V235H65ZM76 236H77V234H76ZM78 236H80V234H79ZM83 236H84V235H83ZM104 236H105V235H104ZM107 236H108V235H107ZM111 236H112V235H111ZM117 236H118V235H117ZM117 236H115V237H116L115 240L117 239ZM128 236H129V235H127V237H125L126 240H130V239H132V238H130V237H132V236L129 237L130 239H127ZM144 236L146 237V234H145ZM148 236H149V235H148ZM175 236H176V235H175ZM175 236H174V234H173L172 237H175ZM181 236H182V235H181ZM181 236H180V237H181ZM199 236H198V238H200ZM211 236H212V234H211ZM211 236H210V237H211ZM222 236H223V235H222ZM244 236H245V235H244ZM247 236H248V235H247ZM257 236H258V235H257ZM263 236H264V234L262 235V237H263ZM6 237H5V238H6ZM41 237H40V238H41ZM44 237H43V238H44ZM90 237H91V236H90ZM93 237H94V236H93ZM93 237H92V238H93ZM97 237H98V236H97ZM101 237H102V236H101ZM101 237H99V239H100ZM112 237H114V236H112ZM122 237H120V235H119V239H118V240L123 239ZM140 237H141V236L136 237L135 239H137V238L140 239ZM142 237H143V236H142ZM160 237H161V236H160ZM160 237H159V238H160ZM169 237L172 239L171 236H169ZM204 237L202 236V239H203V240L205 239ZM216 237H217V236H216ZM223 237H224V236H223ZM228 237H229V236H228ZM249 237H250V235H249ZM254 237H255V236H254ZM262 237H261V238H262ZM19 238H20V237H19ZM45 238H47V237H45ZM45 238L43 239L44 242H45ZM50 238H51V237H49V239L47 238V240H51ZM79 238H80V237H79ZM81 238H82V237H81ZM81 238H80V240H81ZM83 238H84V237H83ZM83 238H82V239H83ZM125 238H124V239H125ZM152 238H153V237H152ZM166 238H168V237H166ZM166 238H165V239H166ZM191 238H192V237H191ZM194 238H195V237H194ZM196 238H197V237H196ZM207 238H209V237H207ZM207 238H206V239H207ZM226 238H227V237H226ZM226 238H223V239H224V240H223V243H224V241H225ZM232 238H234V237H231L230 239H232ZM237 238H238V237H237ZM246 238H247V237H246ZM0 239H1V238H0ZM12 239H15V238L12 237ZM12 239H11V242H12ZM70 239H72V237H71ZM84 239H85V238H84ZM84 239H83V241L85 242V244H87L88 241L92 242V241H91V238H89L90 240L86 238L88 241H87V240L85 241ZM93 239H94V238H93ZM102 239H103V238H102ZM108 239H109V241L113 239V238L110 239V234H109V238H108ZM135 239H134V241H135ZM146 239H147V238H145V240H146ZM161 239H162V241H163V238H161ZM171 239H170V240H171ZM206 239H205V240H206ZM216 239H217V241H218L219 238H216ZM221 239H222V238H221ZM230 239H228V240H230ZM244 239H245V238H244ZM16 240H17V239H15V241H16ZM18 240H19V239H18ZM21 240H22V239H21ZM43 240H41V241H43ZM60 240H61V239H60ZM72 240H73V239H72ZM72 240H71V241L69 240V241H70V242H73L74 244L77 243V242H75V240H74V241H72ZM115 240H114V241H115ZM137 240H138V239H137ZM145 240H144V241H145ZM151 240H152V239L147 240V241L150 242ZM170 240H169V241H170ZM172 240H173V239H172ZM176 240H177V238H176L173 242H175ZM187 240H188V238H187ZM194 240H195L196 242L198 241V239H194ZM200 240H201V239H200ZM205 240H204V241H205ZM207 240H208V239H207ZM212 240H214L213 237H212ZM212 240H211V241H212ZM247 240H248V239H247ZM256 240H257V239H256ZM1 241L3 242V238H2ZM9 241H10V239H9ZM13 241H14V240H13ZM15 241H14V243H15ZM36 241H37V240H35V242L33 241L34 244L37 243ZM52 241H53V240H52ZM64 241H63V242H64ZM83 241L81 240L80 243L83 244ZM93 241H94V240H93ZM100 241H101V239H100ZM107 241H108V240H107ZM114 241H113V242H114ZM121 241H122V240H121ZM132 241H133V240H132ZM140 241H142V239H140ZM147 241H146V242H147ZM155 241H156V239H155ZM164 241H165V240H164ZM167 241H168V240H167ZM167 241H165V242H167ZM178 241H179V240H178ZM201 241H202V240H201ZM209 241H210V239H209ZM211 241H210V242H211ZM241 241L243 242L242 239H241ZM19 242H20V241H19ZM86 242H87V243H86ZM116 242H117V241H116ZM116 242H115V243H116ZM122 242H123V241H122ZM122 242L119 241V243H122ZM126 242H127V241H124L125 244H126ZM135 242L137 243V241H135ZM135 242H134V243H135ZM190 242H191V241H190ZM238 242L240 243L239 240H238ZM246 242H247V241H246ZM246 242H244V243H246ZM3 243H6V242H3ZM16 243H17V242H16ZM20 243H23V244H24V242H22V241H21ZM20 243H18V244L20 245ZM40 243L43 244V242H40ZM47 243H48V241H47ZM50 243H51V242H50ZM52 243H53V242H52ZM52 243H51V244H52ZM54 243H55V242H54ZM54 243H53V244H54ZM57 243H59V242H57ZM67 243H69V242H67ZM67 243L64 242V244H67ZM80 243H79V244H80ZM92 243H93V242H92ZM95 243H96V242H95ZM100 243H101V242H100ZM115 243H114V244H115ZM128 243H129V241H128ZM139 243H142V242H138V244H139ZM143 243H145V242H143ZM143 243H142V245H143V247H144V244H143ZM157 243H158V242H157ZM161 243H162V242H161ZM180 243H181V242H180ZM180 243H179V244H180ZM186 243H187V242H186ZM192 243H193V242H192ZM198 243H199L200 245L202 244L201 242H198ZM205 243H206V246H207V248H208V247L210 246V244H209L208 242H205ZM212 243H213V241H212ZM215 243H216V242L214 241V244H215ZM223 243L220 242V241H219V243L217 242V244H218L217 247H218V246L223 247V246L225 245V244H223ZM1 244H2V243H1ZM8 244H9V242H8ZM10 244H11V243H10ZM12 244H13V243H12ZM18 244H16V245H18ZM23 244H22V245H23ZM37 244H39V243H37ZM37 244H35V245H37ZM42 244H40V246H43ZM53 244H52V247H53ZM62 244H63V243H62ZM77 244H78V243H77ZM77 244H76V246H77ZM82 244H81V246H83ZM90 244H91V243H90ZM104 244H105V243H104ZM111 244H112V241H111L110 245H111ZM116 244H117V243H116ZM129 244H130V243H129ZM129 244H128V245H129ZM147 244H148V243H147ZM152 244H153V242H152ZM152 244H150V245H152ZM163 244L166 245V243H163ZM169 244H170V243H169ZM171 244H172V243H171ZM179 244H178V245H179ZM207 244H209V246H208ZM214 244H213V248H214ZM219 244H222L223 246H222V245H219ZM242 244H243V243H242ZM252 244H253V243H252ZM263 244H264V243H263ZM19 245H18V246H19ZM24 245H25V244H24ZM24 245H23V246H24ZM58 245H59V244H58ZM71 245H72V244H71ZM71 245H70V246H71ZM88 245H89V244H87V246H88ZM96 245H97V243H96ZM96 245L94 244L93 246L95 247ZM98 245H99V244H98ZM105 245H106V244H105ZM112 245H113V244H112ZM126 245H127V244H126ZM136 245H137V244H136ZM136 245H135V246H136ZM139 245H141V244H139ZM154 245H155V244H154ZM154 245H153V246H154ZM167 245H168V244H167ZM167 245H166V246H167ZM173 245H174V244H173ZM182 245H183V244H182ZM184 245H185V244H184ZM193 245H195V244H193ZM197 245H198V244H197ZM204 245H205V244H204ZM215 245H216V244H215ZM234 245H235V244H234ZM246 245H247V244H246ZM0 246H1V245H0ZM4 246H5V245H3V247H4ZM7 246H8V245H7ZM10 246H11V248H12V245H10ZM14 246H15V244H14ZM23 246H22V247H23ZM26 246H27V245H26ZM26 246H25V247H26ZM46 246H49V245H48V244H47V245H44L43 248L46 247ZM50 246H51V245H50ZM61 246H62V245H61ZM67 246H68V245H67ZM79 246H80V245H79ZM87 246L85 245L84 247L86 248ZM89 246H90V245H89ZM133 246H134V245H133ZM157 246H159V244H157ZM160 246H161V245H160ZM168 246H169V245H168ZM175 246H176V245H175ZM198 246H199V245H198ZM201 246H202V245H201ZM206 246H205V247H206ZM251 246H252V245H251ZM253 246H254V245H253ZM255 246H256V245H255ZM20 247H21V246H20ZM25 247H24V248H25ZM32 247H33V246H32ZM55 247H56V245H55ZM64 247H65V245H64ZM71 247H72V246H71ZM90 247H91V246H90ZM106 247H107V245H106ZM110 247H111V246H110ZM113 247H115V246L113 245ZM116 247L119 248V245L116 246ZM130 247H131V246H130ZM130 247H129V248H130ZM137 247H138V246H137ZM143 247H142V250H143ZM180 247H181V246H180ZM180 247H179V248H180ZM185 247H186V246H185ZM190 247H191V245H190ZM190 247H189V245H188V248H190ZM195 247H196V246H195ZM205 247H204V248H205ZM220 247H218V248L220 249ZM237 247H238V246H237ZM237 247H235V248H237ZM245 247H246V246H245ZM11 248H10V249H11ZM14 248L17 249V247H14ZM26 248H27V247H26ZM48 248H49V247H47V252L50 251V249L48 250ZM50 248H51V247H50ZM68 248H69V246H68ZM77 248H78V247H77ZM88 248H89V247H88ZM91 248H92V250H93V247H91ZM91 248H90V249H91ZM95 248H97V246H96ZM95 248H94V250H95ZM98 248L100 249L99 246H98ZM103 248H104V247H103ZM121 248H122V247L120 246V249H121ZM132 248H133V247H132ZM144 248H146V251L148 250V252H149V249H147V246H146V245H145ZM148 248H150V247H148ZM153 248H154V247H153ZM157 248H158V247H157ZM157 248H155V249H157ZM159 248H160V247H159ZM161 248H162V247H161ZM161 248H160V250H161ZM163 248H164V247H163ZM183 248H184V247H183ZM193 248H194V247L192 246V249H193ZM199 248H200V247H199ZM202 248H203V246H202ZM209 248H212V247H209ZM209 248H208V249H209ZM224 248H225V246H224ZM230 248H231V247H230ZM233 248H234V247H233ZM246 248H247V247H246ZM250 248H251V247H250ZM253 248H254V247H253ZM18 249H19V248H18ZM21 249H22V248H21ZM31 249H32V248H31ZM31 249H30V251H31ZM35 249H36V247H35ZM38 249H39V245H38ZM53 249H54V248H53ZM57 249L59 250L60 248H57ZM62 249H63V248H62ZM75 249H76V248H75ZM78 249H80V248H78ZM86 249H87V248H86ZM90 249H89V250H90ZM99 249H98V250H99ZM126 249H127V247H126ZM130 249H131V248H130ZM134 249H135V248H134ZM140 249H141V248H140ZM150 249H152V248H150ZM168 249H169V248H168ZM174 249H175V248H174ZM195 249H196V248H195ZM208 249H207V250H208ZM222 249H223V248H222ZM226 249H227V247H226ZM226 249H225V251H226ZM254 249H256V248H254ZM257 249H258V248H257ZM2 250H3V249H2ZM7 250H8V249H7ZM13 250H14V249H13ZM36 250H37V249H36ZM39 250H40V249H39ZM51 250H52V249H51ZM60 250H61V249H60ZM81 250H83V249H81ZM109 250H110V249H109ZM109 250H108V252L112 251V250H110V251H109ZM124 250H125V249H124ZM138 250H139V249H138ZM138 250H137V252H138ZM153 250H154V249H153ZM153 250H152V251H153ZM160 250H159V251H160ZM169 250H171V249H169ZM193 250H194V249H193ZM196 250H197V252H198L200 249H199V250L196 249ZM232 250H233V249H232ZM232 250H231V251H232ZM234 250H235V249H234ZM248 250H249V249H248ZM0 251H1V248H0ZM3 251H6V249H4ZM9 251H10V250H8L7 252H9ZM11 251H12V250H11ZM41 251H44V250H42V247H41ZM45 251H46V250H45ZM45 251L43 252L42 255H44V253H46ZM52 251H53V250H52ZM63 251L66 252L65 250H62V252H63ZM73 251H74V250H73ZM77 251H78V250H77ZM84 251H85V250H84ZM84 251H83V252H84ZM87 251H88V250H87ZM96 251H97V250H96ZM100 251H101V249H100ZM122 251H123V250H122ZM133 251H134V250H133ZM150 251H151V250H150ZM152 251H151V252H152ZM156 251H157V250H156ZM159 251H157V252H159ZM162 251H163V250H162ZM173 251H174V250H173ZM173 251H171L172 254H175V256H177V255H176L177 252L173 253ZM182 251H183V250H182ZM182 251H181V253H182ZM188 251H189V250H188ZM194 251H195V250H194ZM202 251H203V253L206 252L205 250H202ZM204 251H205V252H204ZM208 251H209V250H208ZM210 251L213 252V250H210ZM215 251L217 252V250H215ZM215 251H214L213 254H216ZM223 251H224V250H223ZM237 251H238V250H237ZM237 251H236V252H237ZM246 251H247V250H246ZM250 251H251V249H250ZM254 251L256 252L257 250H254ZM258 251H259V250H258ZM258 251H257V252H258ZM7 252H6V253H7ZM15 252H16V251H15ZM15 252H12V253H15ZM53 252H54V251H53ZM58 252H59V251H58ZM62 252H60V253H62ZM64 252H63L61 255H63ZM74 252H76V251H74ZM92 252H95V251H92ZM92 252H91V254H92ZM106 252H107V251H106ZM120 252H121V251H120ZM139 252H140V251H139ZM139 252H138V253H139ZM160 252H161V251H160ZM160 252H159V253H160ZM167 252H168V251H167ZM183 252H184V251H183ZM197 252H195V254H196ZM199 252H200V251H199ZM212 252L210 253V256L213 255ZM232 252H233V251H232ZM242 252H243V251H242ZM255 252H254V254H255ZM9 253H10V255H8V256L13 255L11 252H9ZM16 253H17V252H16ZM32 253H33V252H32ZM41 253H42V252H41ZM49 253H51V252H49ZM49 253H48V256H50ZM54 253H55V252H54ZM54 253H53V254H54ZM56 253H57V251H56ZM76 253H77V252H76ZM84 253H85V252H84ZM87 253H89V252H87ZM114 253L116 254L117 252H114ZM114 253H113V255H114ZM123 253H124V252H123ZM126 253H127V252H125V254H126ZM128 253H129V252H128ZM133 253H134V252H133ZM133 253H132V254H133ZM144 253H145V252H144ZM159 253H156V255L159 254ZM163 253H164V252H163ZM178 253H179V252H178ZM191 253H192V252H191ZM193 253H194V252H193ZM203 253H202V254H203ZM207 253H208V252H207ZM217 253H218V252H217ZM234 253H235V251H234ZM251 253H253V252H251ZM263 253H264V252H263ZM2 254H4V253L2 252ZM51 254H52V253H51ZM53 254H52V255H53ZM65 254H66V253H65ZM71 254H72V253H71ZM105 254H107V253H105ZM121 254H122V252H121ZM141 254H142V253H141ZM161 254H162V253H161ZM166 254H167V253H166ZM170 254H171V253H170ZM179 254H180V253H179ZM189 254H190V253H189ZM195 254H194V255H195ZM198 254H199V253H198ZM200 254H201V253H200ZM218 254H220V253H218ZM224 254H225V253H224ZM247 254H248V253H247ZM257 254H258V253H257ZM4 255H5V254H4ZM14 255H15V254H14ZM21 255H22V253H21ZM21 255H20V253H19V256H21ZM23 255H24V253H23ZM55 255H56V254H54V256H55ZM99 255H100V254H99ZM110 255H111V254H110ZM130 255H131V254H130ZM139 255H140V254H139ZM142 255H143V254H142ZM187 255H188V253H187ZM194 255H192L191 257H193ZM216 255H217V254H216ZM216 255H215V256H216ZM235 255H236V254H235ZM260 255H261V254H260ZM17 256H18V255H17ZM17 256H16V257H17ZM30 256H31V255H30ZM54 256H53V257H54ZM59 256H60V255H59ZM67 256H70L71 259H72V256L70 255V253H69ZM67 256H66V257H67ZM73 256H74L73 258H75L76 255L74 254ZM132 256H133V255H132ZM146 256H147V255H146ZM151 256H152V254H151ZM159 256H160V255H159ZM161 256L163 257V254H162ZM188 256H189V255H188ZM195 256H196V255H195ZM198 256H199V255H198ZM203 256H204V254H203ZM207 256H208V255L205 254V258H203V257H202V258H203V259H206ZM213 256H214V255H213ZM213 256L210 257V258H213V259H214ZM233 256H234V255H233ZM243 256H244V255H243ZM248 256H249V255H248ZM4 257H5V256H4ZM11 257H13V256H11ZM14 257H15V256H14ZM24 257H25V256H24ZM70 257H69V258H70ZM90 257H91V256H90ZM118 257H119V256H118ZM123 257H124V256H123ZM123 257H122V258H123ZM127 257H128V256H127ZM127 257H126V259H127ZM137 257H138V256H137ZM147 257H148V256H147ZM147 257H146V258H147ZM152 257H153V256H152ZM164 257H165V256H164ZM170 257H171V256H170ZM170 257H169V258H170ZM191 257L189 258V260L191 259ZM199 257L201 258V255H200ZM221 257H222V255H221ZM229 257H230V256H229ZM245 257H246V256H245ZM252 257H254V256H252ZM2 258H3V257H2ZM6 258H7V257H6ZM28 258H29V257H28ZM28 258H27V259H28ZM54 258H55V257H54ZM83 258H84V257H83ZM87 258H88V257H87ZM91 258H92V257H91ZM94 258H95V257H94ZM109 258H110V257H109ZM129 258H130V257H129ZM129 258H128V260H129V261H132V259H129ZM140 258H141V257H140ZM179 258H180V257H179ZM200 258L197 257V259H199V260L201 261L202 259H200ZM210 258L208 257V258H207L208 260L206 259V260L208 261L207 264H209V262L211 261V260L209 261ZM222 258H223V257H222ZM235 258H236V257H235ZM235 258L233 257V259H235ZM0 259H1V258H0ZM8 259H9V258H8ZM17 259H18V261H19L20 257H19V258L17 257ZM17 259H16V260H17ZM21 259H22V258H21ZM21 259H20V260H21ZM24 259H25V258H24ZM29 259H31V258H29ZM75 259H76V258H75ZM80 259H82V258H79L78 260H80ZM84 259H85V260H89V259H86V258H84ZM96 259H97V257H96ZM103 259H106V258L103 257ZM103 259H101V260H103ZM112 259H113V258H111L110 260H112ZM123 259H124V258H123ZM141 259H142V258H141ZM150 259H151V258H150ZM176 259H177V258H176ZM185 259H186V258H185ZM194 259H196V258H194ZM194 259H193V260H194ZM197 259H196V262L198 261ZM217 259H218V258H217ZM223 259H224V258H223ZM247 259H248V258H247ZM247 259L245 258V260H247ZM260 259H262V258H260ZM263 259H264V258H263ZM2 260H3V259H2ZM22 260H23V259H22ZM22 260H21V261H22ZM31 260H32V259H31ZM55 260H56V259H55ZM72 260H73V259H72ZM78 260H77V261H78ZM121 260H122V259H121ZM142 260H143V259H142ZM142 260H141V261H142ZM174 260H175V259H174ZM174 260H173V261H174ZM180 260H181V259H180ZM218 260H219V259H218ZM228 260H229V258H228ZM245 260H244V262H245ZM249 260H250V259H249ZM10 261H11V260H10ZM27 261H28V260H27ZM34 261H36V260H34ZM69 261L71 262L70 259H69ZM73 261H74V260H73ZM89 261H90V260H89ZM89 261H88V262H89ZM99 261H100V260H99ZM104 261H106V260H104ZM124 261H125V260H124ZM124 261H123V262H120V263H124ZM144 261H145V260H144ZM160 261H162V260H160ZM200 261H199V262H200ZM204 261H205V260H204ZM204 261L202 260L201 262L203 263ZM222 261H223V260H222ZM230 261H231V263H232V260H231V259H230ZM239 261H240V259H239ZM250 261H251V260H250ZM250 261H247V262L250 263ZM263 261H264V260H263ZM263 261H261V262H263ZM22 262H23V261H22ZM80 262H81V261H80ZM96 262H98V261H96ZM107 262H108V261H107ZM111 262H112V261H111ZM125 262H127V260H126ZM145 262H146V261H145ZM152 262H153V261H152ZM166 262H168V261H166ZM175 262H176V261H175ZM175 262H173V263H175ZM201 262H200V263H201ZM213 262H215V261H213ZM213 262H212V263H213ZM218 262H219V261H218ZM218 262H217V263H218ZM226 262H227V261H226ZM226 262H225V263H226ZM228 262H229V261H228ZM234 262H235V260L233 261V263H234ZM236 262H237V261H236ZM261 262H260V263H261ZM2 263H3V262H2ZM2 263H1V264H2ZM7 263H8V262H7ZM13 263H14V262H13ZM13 263H12V261H11V264H13ZM15 263H16V261H15ZM17 263H18V262H17ZM20 263H21V262H20ZM59 263H60V262H59ZM74 263H76V262H74ZM81 263H83V262H81ZM113 263H115V262H113ZM134 263H137V262H134ZM134 263H133V264H134ZM141 263H142V262H141ZM186 263H187V262H186ZM200 263H199V264H200ZM249 263H248V264H249ZM258 263H259V262H258ZM258 263H257V264H258ZM5 264H6V263H5ZM22 264H23V263H22ZM25 264H26V263H25ZM29 264H33V263H32V262L30 263V261H29ZM52 264H53V263H52ZM54 264H55V263H54ZM60 264H62V263H60ZM76 264H77V263H76ZM88 264H89V263H88ZM92 264H94V263H92ZM98 264H99V262H98ZM124 264H125V263H124ZM127 264H129V263L127 262ZM147 264H148V263H147ZM149 264H150V263H149ZM153 264H154V263H153ZM176 264H177V263H176ZM181 264H182V263H181ZM188 264H190V263H188ZM197 264H198V262H197ZM204 264H205V263H204ZM214 264H216V263H214ZM218 264H219V263H218ZM227 264H230V263H227ZM234 264H237V263H234ZM238 264H240V263H238ZM246 264H247V263H246ZM263 264H264V263H263Z\"/></svg>",
	"mask_w": 264,
	"mask_h": 264
}]
</instances>
